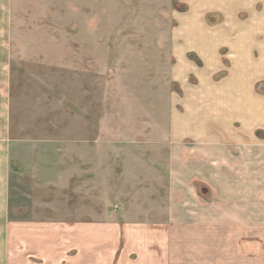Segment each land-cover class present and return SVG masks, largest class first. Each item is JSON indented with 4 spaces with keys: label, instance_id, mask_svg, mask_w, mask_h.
Returning a JSON list of instances; mask_svg holds the SVG:
<instances>
[{
    "label": "rangeland",
    "instance_id": "rangeland-1",
    "mask_svg": "<svg viewBox=\"0 0 264 264\" xmlns=\"http://www.w3.org/2000/svg\"><path fill=\"white\" fill-rule=\"evenodd\" d=\"M10 1L12 203L67 201L91 221L167 184L177 118L191 135L195 110L225 124L233 104L264 124V0ZM249 218L230 264H264V210Z\"/></svg>",
    "mask_w": 264,
    "mask_h": 264
},
{
    "label": "crops",
    "instance_id": "crops-1",
    "mask_svg": "<svg viewBox=\"0 0 264 264\" xmlns=\"http://www.w3.org/2000/svg\"><path fill=\"white\" fill-rule=\"evenodd\" d=\"M10 24L11 1L0 0V264H230L238 253L225 241L247 239L250 207L264 210V124L249 125L247 111L233 104L227 111L241 116L225 124L195 110L191 135L178 131L177 118L166 143L167 184L142 186L143 200L131 189L119 208L91 221L68 215L67 201L12 203ZM258 131L260 138L248 135ZM36 207L59 210L25 215ZM258 232L263 239L264 227Z\"/></svg>",
    "mask_w": 264,
    "mask_h": 264
}]
</instances>
